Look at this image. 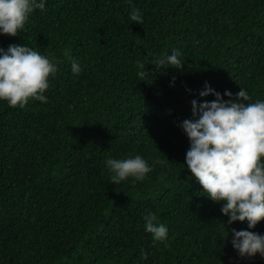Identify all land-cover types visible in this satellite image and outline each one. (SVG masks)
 I'll return each instance as SVG.
<instances>
[{"label": "trees", "instance_id": "trees-1", "mask_svg": "<svg viewBox=\"0 0 264 264\" xmlns=\"http://www.w3.org/2000/svg\"><path fill=\"white\" fill-rule=\"evenodd\" d=\"M12 44L57 71L46 103L0 100V264H264L232 244V229L264 235V221L228 223L186 166L182 128L193 100L216 99L206 84L264 101V0H45L16 36L0 33ZM174 49L183 69L151 63ZM136 155L145 179L111 183L107 160ZM149 212L165 240L145 230Z\"/></svg>", "mask_w": 264, "mask_h": 264}, {"label": "clouds", "instance_id": "clouds-1", "mask_svg": "<svg viewBox=\"0 0 264 264\" xmlns=\"http://www.w3.org/2000/svg\"><path fill=\"white\" fill-rule=\"evenodd\" d=\"M131 2V0H129ZM45 0H0V33L16 36L25 26L29 15L36 9L43 10ZM130 20L144 24L138 9L132 8ZM0 100L9 106L24 108L29 100L47 102L44 93L49 88V77L57 71L56 65L36 50L19 44L0 48ZM179 50L153 60L157 68L175 66L183 69L178 58ZM139 69L144 64L137 61ZM71 71L81 72L80 65L73 60ZM145 71L138 75L143 80ZM214 94L215 100L203 103L193 100L192 111L196 119H185L182 128L190 140L186 153V166L199 182L202 192L215 202L223 201L222 213L229 217L228 223L247 221L255 228L264 221V101L250 103L251 97L244 89L236 94L243 102L232 97L231 91L224 94L206 84L201 96ZM108 169L114 173L110 182L134 178L143 181L152 171L140 155L126 159H108ZM145 230L155 241L167 238L168 229L156 223L157 217L149 212L144 217ZM232 244L241 256H264V235L248 230L232 229ZM143 259L147 253L141 252Z\"/></svg>", "mask_w": 264, "mask_h": 264}]
</instances>
